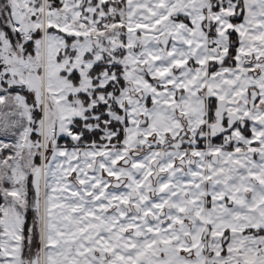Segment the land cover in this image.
<instances>
[{"label": "snow or ice", "instance_id": "obj_1", "mask_svg": "<svg viewBox=\"0 0 264 264\" xmlns=\"http://www.w3.org/2000/svg\"><path fill=\"white\" fill-rule=\"evenodd\" d=\"M0 264H264V0H0Z\"/></svg>", "mask_w": 264, "mask_h": 264}]
</instances>
